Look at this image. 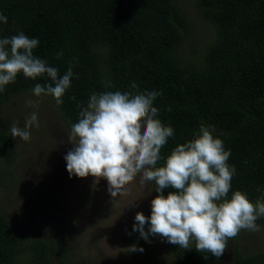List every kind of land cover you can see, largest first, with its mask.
<instances>
[{
    "label": "trees",
    "instance_id": "16d2710c",
    "mask_svg": "<svg viewBox=\"0 0 264 264\" xmlns=\"http://www.w3.org/2000/svg\"><path fill=\"white\" fill-rule=\"evenodd\" d=\"M185 1L0 0V14L7 17V23L0 21V39L23 32L39 40L34 56L57 68L60 76L72 66L71 86L61 105L53 96L42 95L70 130L78 122L79 106H86L92 94L161 93L153 106L158 108L157 118L173 127L174 136L162 147L157 167L164 166L175 147L192 140L201 125L209 126L230 150L227 163L236 169L228 198L240 190L255 202L264 194V0H194L210 25L203 42L195 40L194 20L183 7ZM59 53L63 55L58 58ZM48 83L52 82L46 74L36 79L18 74L0 92V110L18 93ZM109 83L110 88L105 86ZM0 156V181L12 184L18 147L1 127ZM169 191L174 190L165 189L164 195ZM158 194L155 191V197ZM36 197L58 198L48 188L32 189L27 200ZM150 215L151 205L145 216ZM18 219L0 210V264H74V253L64 238H30L16 229ZM256 224L264 229V217ZM246 231L228 240L227 245L235 240V264H264V251L241 252ZM159 238L174 264H217L223 256L197 252L194 245L185 250ZM123 240L146 242L133 229Z\"/></svg>",
    "mask_w": 264,
    "mask_h": 264
},
{
    "label": "clouds",
    "instance_id": "9594fccd",
    "mask_svg": "<svg viewBox=\"0 0 264 264\" xmlns=\"http://www.w3.org/2000/svg\"><path fill=\"white\" fill-rule=\"evenodd\" d=\"M0 21L7 23V17L0 14ZM38 44V39L23 32L0 39V92L20 73L31 79L46 74L52 83L36 84L32 94L51 95L61 105L71 86L72 66L60 76L57 68L34 56ZM57 55L59 58L63 53ZM105 86L112 87L110 83ZM131 87L137 86L133 83ZM160 94L155 90L92 94L86 106H79L78 122L72 124L68 134L73 147L64 157L67 171L70 177H94L95 184L106 179L113 201L127 194L126 186L137 176L141 188L154 183L159 194L151 200V215L137 212L133 231L147 242L150 235H159L185 250L194 245L197 252L219 258L228 240L241 230H260L256 220L264 217V194L252 202L247 193L236 190L228 198L236 169L227 163L230 150H225L223 140L215 137L209 126L201 125L192 140L175 147L164 166L157 167L162 147L174 136L173 127L157 118L153 101ZM26 104L35 108L39 101L30 99ZM33 125L39 127L35 111L23 127L16 123L10 126L12 138L29 141ZM165 189L174 191L165 196ZM129 250L144 251L135 245Z\"/></svg>",
    "mask_w": 264,
    "mask_h": 264
},
{
    "label": "rangeland",
    "instance_id": "374dc122",
    "mask_svg": "<svg viewBox=\"0 0 264 264\" xmlns=\"http://www.w3.org/2000/svg\"><path fill=\"white\" fill-rule=\"evenodd\" d=\"M183 7L194 20L195 40L203 42V33L206 28L210 30V25L196 9L194 0L185 1ZM30 99L39 101L38 107L27 106L26 101ZM49 103L51 100L47 96L36 97L32 91H23L0 110V127L9 133L13 123L23 127L33 111L37 112L39 123V127L33 125L30 129L29 141L15 139L19 158L13 168L17 176L12 184L0 181V210L10 219L19 218L16 229L26 232L30 238H64L74 253V264H174L159 235H150V242L144 244L123 240V235L133 229L136 213L146 215L155 197L154 183L141 188L137 176L126 186L127 194L113 201L106 179L95 184V178L91 176L70 177L64 159L73 147L68 142L70 129ZM2 160L0 156V164ZM44 188L58 198L53 201L38 197L33 202L27 200L29 191ZM39 206L59 214L44 213ZM259 229L246 231L241 243L244 255L264 251V229ZM133 245L144 251H130ZM22 257L26 260L25 254ZM53 257L57 259L56 255ZM217 264H235V240L229 242Z\"/></svg>",
    "mask_w": 264,
    "mask_h": 264
}]
</instances>
